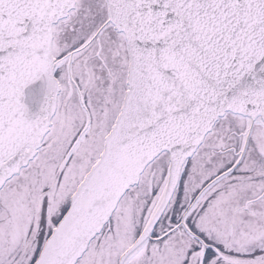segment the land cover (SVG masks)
<instances>
[{
    "label": "snow or ice",
    "instance_id": "6c2138e0",
    "mask_svg": "<svg viewBox=\"0 0 264 264\" xmlns=\"http://www.w3.org/2000/svg\"><path fill=\"white\" fill-rule=\"evenodd\" d=\"M0 264H264V0H0Z\"/></svg>",
    "mask_w": 264,
    "mask_h": 264
}]
</instances>
